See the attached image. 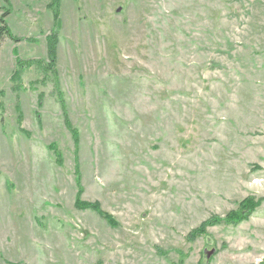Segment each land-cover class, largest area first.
<instances>
[{
	"label": "rangeland",
	"instance_id": "obj_1",
	"mask_svg": "<svg viewBox=\"0 0 264 264\" xmlns=\"http://www.w3.org/2000/svg\"><path fill=\"white\" fill-rule=\"evenodd\" d=\"M50 3L0 42V264H262L264 0H59L53 70Z\"/></svg>",
	"mask_w": 264,
	"mask_h": 264
},
{
	"label": "trees",
	"instance_id": "obj_2",
	"mask_svg": "<svg viewBox=\"0 0 264 264\" xmlns=\"http://www.w3.org/2000/svg\"><path fill=\"white\" fill-rule=\"evenodd\" d=\"M3 2V4L5 5V8H3V12L0 16V42L4 39V38H9L14 42H18L19 39L21 38H17L15 37L9 30L7 24H6V16L9 14V0H1ZM58 1L59 0H51V8L53 11V18H54V23H53V30L51 32V34L49 36H47V59L48 62L44 63L45 64V69H52L55 65V55H56V41H57V29L60 27V20H59V5H58ZM50 6V5H49ZM56 30V31H55ZM25 39V38H24ZM31 41H33V39H30ZM37 64L41 66L40 61H35V60H27V61H22V60H18V64L21 66L23 65H30V64ZM18 71L15 72L14 77H16L18 75ZM74 136V133H73ZM77 140V139H76ZM78 183V181H77ZM261 199L258 200H254L251 197L245 198L244 200H242L239 205L238 208L230 213H228L223 219H217V221H223L226 223H238L242 220H245L248 215L254 210V208L259 205ZM76 206L79 208H90L92 210H94L96 213L100 214L101 216H104L105 218L108 219V222H111V218L104 213H101V211H99V208L97 207L98 205L92 204L89 205L87 203L81 202L80 200H78L76 202ZM262 264H264V262H262Z\"/></svg>",
	"mask_w": 264,
	"mask_h": 264
}]
</instances>
